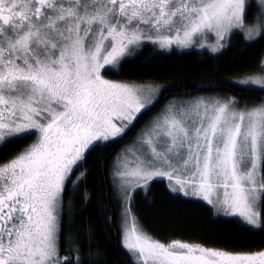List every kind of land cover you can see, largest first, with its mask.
I'll return each mask as SVG.
<instances>
[{"label":"snow or ice","instance_id":"1","mask_svg":"<svg viewBox=\"0 0 264 264\" xmlns=\"http://www.w3.org/2000/svg\"><path fill=\"white\" fill-rule=\"evenodd\" d=\"M234 29L264 39V0H0V156L35 137L0 159V264H100L66 232L64 194L83 178L72 176L86 154L123 139L167 91L107 75L146 45L216 53ZM259 72L233 83L264 97V59ZM113 178L124 194L121 245L132 264H264V249L155 238L129 194L167 179L172 192L264 232V98L185 93L169 101L118 156Z\"/></svg>","mask_w":264,"mask_h":264},{"label":"trees","instance_id":"2","mask_svg":"<svg viewBox=\"0 0 264 264\" xmlns=\"http://www.w3.org/2000/svg\"><path fill=\"white\" fill-rule=\"evenodd\" d=\"M256 15L255 7L246 10L247 27L254 23ZM245 36L242 31L233 32L226 47L217 54L196 50L163 52L146 45L118 71L107 75L113 81L155 84L167 91L123 139L87 153L84 167L74 169L73 180L84 175L75 189L69 185L64 194L65 230L78 238L86 260L132 264L121 245L122 204L112 174L118 156L165 104L185 93L232 96L249 103L264 98L256 92H244L247 86L233 83L262 75L259 69L264 59V39ZM130 207L143 226L163 242L179 239L233 252L264 249V232L242 230L205 202L172 193L164 180L149 182L146 190H135Z\"/></svg>","mask_w":264,"mask_h":264},{"label":"rangeland","instance_id":"3","mask_svg":"<svg viewBox=\"0 0 264 264\" xmlns=\"http://www.w3.org/2000/svg\"><path fill=\"white\" fill-rule=\"evenodd\" d=\"M245 28H247V26H246V24H245ZM235 31H242V32H244L243 30H236V29H234L233 30V32H235ZM245 33V32H244ZM246 34V33H245ZM230 36V35H229ZM229 36L228 37H226V40L224 41V43L226 44L227 43V40H228V38H229ZM259 36H255V34L253 35V38H251V39H256V38H258ZM211 43H215V38L213 37L212 39H211V41H210ZM224 49V48H223ZM222 49V50H223ZM194 50H196V51H209V52H211L209 49H199V48H196V49H194ZM221 50V51H222ZM190 51V50H189ZM221 51H218V52H216V53H213V54H217V53H220ZM212 53V52H211ZM253 86H255V85H253ZM257 87V86H256ZM200 96V95H199ZM201 96H207V95H201ZM152 121V120H151ZM151 121H149L148 122V124L151 122ZM148 124H146V126H148ZM145 126V127H146ZM144 127V128H145ZM143 128V129H144ZM142 132V131H141ZM141 134V133H140ZM139 134V135H140ZM138 135V136H139ZM137 136V137H138ZM136 140H137V138H136ZM136 140L134 141V143L136 142ZM133 143V144H134ZM132 144V145H133ZM131 145V146H132ZM131 146H129L128 148H130ZM128 148H126V149H128ZM125 149V150H126ZM117 161V160H116ZM115 164H116V162H115ZM115 167V166H114ZM114 171V170H113ZM113 175V174H112ZM154 180H164V181H166V183H167V186H168V188H169V185H168V181H167V179H153L152 181H154ZM151 182V181H150ZM140 188H142V187H140ZM137 189H139V188H135L134 190H131L130 192H129V194L132 196V194H133V192L135 191V190H137ZM169 190H170V188H169ZM117 191H118V195H119V197H120V200H121V204L123 203V200H124V194H123V192H122V190H120L118 187H117ZM171 191V190H170ZM172 192V191H171ZM172 193H174V194H181V195H183L184 197H188V198H192V199H198V198H195V197H189V196H185L183 193H179V192H172ZM198 200H200V199H198ZM202 201V200H201ZM204 202V201H203ZM206 203V202H205ZM207 204V203H206ZM210 206V205H209ZM211 207V206H210ZM212 208V207H211ZM214 210V209H213ZM215 211V213L217 214V215H219V216H223V214L222 213H217L216 212V210H214ZM122 219V218H121Z\"/></svg>","mask_w":264,"mask_h":264},{"label":"flooded vegetation","instance_id":"4","mask_svg":"<svg viewBox=\"0 0 264 264\" xmlns=\"http://www.w3.org/2000/svg\"><path fill=\"white\" fill-rule=\"evenodd\" d=\"M34 141H35V137H30L28 139H25L21 143L13 145L11 149L6 150V152L2 156H0V159L6 160L10 158L11 156L15 155L17 152L22 150L24 147H27L29 144L33 143Z\"/></svg>","mask_w":264,"mask_h":264}]
</instances>
